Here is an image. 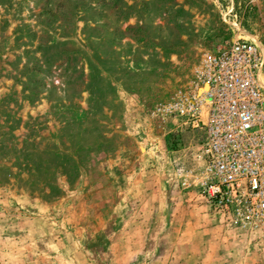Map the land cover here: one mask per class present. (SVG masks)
<instances>
[{"label": "rangeland", "instance_id": "1", "mask_svg": "<svg viewBox=\"0 0 264 264\" xmlns=\"http://www.w3.org/2000/svg\"><path fill=\"white\" fill-rule=\"evenodd\" d=\"M237 37L264 57V0H0V264H264L153 114Z\"/></svg>", "mask_w": 264, "mask_h": 264}, {"label": "built area", "instance_id": "2", "mask_svg": "<svg viewBox=\"0 0 264 264\" xmlns=\"http://www.w3.org/2000/svg\"><path fill=\"white\" fill-rule=\"evenodd\" d=\"M264 57L241 37L202 55L184 92L154 107V117L177 118L201 137L197 165L183 184L223 212L231 226L264 239ZM222 213V214H223Z\"/></svg>", "mask_w": 264, "mask_h": 264}, {"label": "bare ground", "instance_id": "3", "mask_svg": "<svg viewBox=\"0 0 264 264\" xmlns=\"http://www.w3.org/2000/svg\"><path fill=\"white\" fill-rule=\"evenodd\" d=\"M259 81H260V79H259ZM261 83V82H260Z\"/></svg>", "mask_w": 264, "mask_h": 264}]
</instances>
